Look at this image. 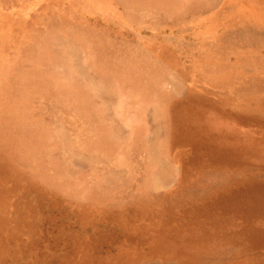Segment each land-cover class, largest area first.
<instances>
[{"label": "rangeland", "instance_id": "rangeland-1", "mask_svg": "<svg viewBox=\"0 0 264 264\" xmlns=\"http://www.w3.org/2000/svg\"><path fill=\"white\" fill-rule=\"evenodd\" d=\"M185 226L264 241V0H0V264L213 263Z\"/></svg>", "mask_w": 264, "mask_h": 264}, {"label": "crops", "instance_id": "crops-1", "mask_svg": "<svg viewBox=\"0 0 264 264\" xmlns=\"http://www.w3.org/2000/svg\"><path fill=\"white\" fill-rule=\"evenodd\" d=\"M175 157L176 156L174 155V158ZM160 170L161 171H159V175L156 173V175H155L156 177H154V179H153V191L160 190L161 188H164L167 190V193L169 192L168 194L171 195V192L169 191V189H170L169 184L170 183H168V184L164 183V185L160 183V175H163L165 178H167L169 176V174L167 173V170L164 166L160 167ZM199 170L202 171L203 168H199ZM206 172H208L207 174H212L211 180H208L209 182L208 181L206 182V179H204V177H201L200 179L194 180V182H195L194 184H191V185L188 184L189 189L185 190L187 192V194H190L191 196L201 197V195H204V194L207 195V193H209V191L211 189L218 188L221 186L222 176L219 173L220 171H217L216 169L208 168V171H206ZM182 175H187V174L184 173ZM201 184L202 185L204 184L205 186H203V188H200ZM167 185H169V187ZM162 195H163L162 193H158L154 200H151V199L149 200V203H151L150 206L153 208H151L147 211L146 215L143 218H141V219H145V220H141L140 222L141 223L142 222L148 223V220H147L148 218H156V219L159 218L160 213H161L160 210L162 208H166V210L168 212L167 222L163 223V222L156 220L155 223H159V225L157 227H153V228L158 230L163 238H171L172 232L174 231V229L176 230V224L178 222L177 220L182 219L183 209L181 210V208H178L180 210H177V207L173 206L170 201L165 202L167 197H164ZM160 198H162V199H160ZM162 200L163 201L165 200V201L163 202ZM159 202H163V203L161 205L156 204ZM177 212H179V214ZM215 214H218V213H215ZM178 216H179V218H178ZM172 218H174V219H172ZM169 219H170V221H169ZM163 226H164V229H162ZM150 228H152V227L150 226L149 229ZM182 230H190L191 235H190L189 239L194 238L195 241L200 242L198 245L197 244L195 245V246H198V248L196 249L197 251H195L192 248L190 253H197L198 256H200V255H202V256L211 255V257L214 258L213 259L214 261L211 264H218V263L219 264H224V263H228V264H263V263L252 262L253 259L251 257V254L253 253V251H255L254 248L256 247L258 251H255L254 253L258 252V254L260 256V257L258 256V258L263 259L261 256H264V245H263L264 241H262L258 245H254L253 242L250 240V237L246 236L247 235L246 228H244L243 230H240V231L230 232V234H229V232H226L225 234H223L224 236L219 234L217 236H213V237H209V238L206 236H203L201 233L202 231L200 232V230L198 231V229H196V228H186V226H185V228ZM249 235H251V234L249 233ZM205 237L207 239H205ZM225 240H227V241H225ZM236 240H237V242H236ZM260 252H263V253H260ZM213 253L215 256L213 255Z\"/></svg>", "mask_w": 264, "mask_h": 264}, {"label": "bare ground", "instance_id": "bare-ground-1", "mask_svg": "<svg viewBox=\"0 0 264 264\" xmlns=\"http://www.w3.org/2000/svg\"><path fill=\"white\" fill-rule=\"evenodd\" d=\"M179 152V151H178ZM233 165V164H232ZM238 166V165H237ZM236 166V167H237ZM241 166H244V165H241ZM245 169V168H244ZM233 175V174H232ZM251 176V175H250ZM250 176H249V178H250ZM236 178V177H235ZM254 178V177H253ZM255 178H257V177H255ZM238 179V178H237ZM246 179H248V178H246ZM260 179V178H259ZM262 179V178H261ZM239 180V179H238ZM250 180V179H249ZM258 180V179H257ZM237 181V180H236ZM241 181H242V179H241ZM231 182V181H230ZM253 182V181H252ZM223 183V182H222ZM236 185H238V184H236ZM215 186V185H214ZM214 204V203H213ZM205 205V204H204ZM215 206V205H214ZM187 207V206H186ZM196 207H198V206H196ZM211 207H213V206H211ZM195 208V207H194ZM226 208V207H225ZM202 209H204L203 207H202ZM200 207H199V210H202ZM169 210V209H168ZM181 210H182V208H181ZM185 210V209H184ZM214 210H216V209H214ZM228 210V209H227ZM186 211H189V210H186ZM202 211H204V210H202ZM208 212V211H207ZM216 212V211H215ZM215 212H213V213H215ZM218 212V211H217ZM222 212V211H221ZM225 212H226V210H225ZM228 212V211H227ZM184 213V212H183ZM192 213V212H191ZM204 213V212H203ZM212 213V214H213ZM185 214V213H184ZM183 214V215H184ZM206 214V213H205ZM211 214V213H210ZM189 215V214H188ZM201 215V214H200ZM155 216V215H154ZM184 216H186V214L184 215ZM195 216V215H194ZM203 216V215H202ZM205 216V215H204ZM192 217V216H191ZM190 217V218H191ZM207 217H208V215H207ZM178 218H179V216H178ZM182 218H183V216H182ZM196 218V217H195ZM171 219V218H170ZM170 219H169V221H170ZM172 219H174V218H172ZM184 219V218H183ZM201 220V219H200ZM203 220V219H202ZM168 221V222H169ZM178 221V220H177ZM188 221H190V220H188ZM195 223V222H194ZM144 224V223H143ZM190 224V223H189ZM196 224V223H195ZM177 225V224H176ZM141 226H142V224H141ZM191 226V225H190ZM193 227V226H192ZM191 227V228H192ZM190 228V227H189ZM137 230V229H136ZM181 229H179V231H180ZM214 230V229H213ZM174 231H175V229H174ZM202 233V232H201ZM214 233V232H213ZM240 233V232H239ZM138 234V233H137ZM229 234H230V232H229ZM234 234V233H233ZM176 235V234H175ZM199 235V234H198ZM221 235V234H220ZM177 236V235H176ZM206 236V235H205ZM224 236V235H223ZM172 237V236H171ZM209 238V237H208ZM172 239V238H171ZM194 239V238H193ZM192 239V240H193ZM201 239V238H200ZM199 239V240H200ZM205 239H207L206 237H205ZM236 239V238H235ZM263 239V238H262ZM167 240V239H166ZM184 240V239H183ZM186 240V239H185ZM168 241V240H167ZM166 241V242H167ZM178 241V240H177ZM189 241V240H188ZM210 241V240H209ZM241 241V240H240ZM190 242V241H189ZM205 242V241H204ZM218 242V241H217ZM236 242H237V240H236ZM165 243V242H164ZM225 243V242H224ZM231 243V242H230ZM240 243V242H239ZM251 243V242H250ZM256 243V242H255ZM255 243H254V245H255ZM261 243V242H260ZM168 244V243H167ZM257 244V243H256ZM169 245V244H168ZM193 245V244H192ZM250 245V244H249ZM264 245V244H263ZM162 246H166V244L164 245V244H162ZM171 246V245H170ZM247 246V245H246ZM172 247V246H171ZM220 247V246H219ZM248 247V246H247ZM168 248V247H167ZM181 248H182V246H181ZM215 248V247H214ZM254 248V247H253ZM169 249V248H168ZM178 249H180V248H178ZM219 249V248H218ZM251 249V248H250ZM255 249V248H254ZM161 250V249H160ZM165 250V249H164ZM164 250H163V252H164ZM151 251V250H150ZM242 251V250H241ZM168 252V251H167ZM180 252V251H179ZM190 252V251H189ZM209 252V251H208ZM240 252V251H239ZM148 253V252H147ZM185 253V252H184ZM261 253H263V252H261ZM177 254V253H176ZM188 254V253H187ZM210 254V253H209ZM172 255V254H171ZM195 255V254H194ZM213 255H214V253H213ZM215 256V255H214ZM259 256V255H258ZM197 257V256H196ZM231 257V256H230ZM260 257V256H259ZM262 258H264L263 256H261ZM173 258H174V256H173ZM220 258V257H219ZM234 258V257H233ZM214 258H212V260H213ZM218 260V259H217ZM185 261H187V260H185ZM214 261V260H213ZM212 261V262H213ZM209 262H211V260L209 261ZM183 263H184V261H183ZM205 264V263H204ZM219 264V263H218Z\"/></svg>", "mask_w": 264, "mask_h": 264}]
</instances>
